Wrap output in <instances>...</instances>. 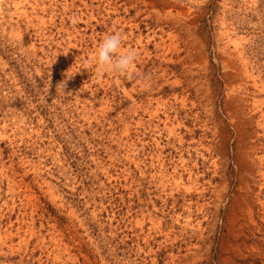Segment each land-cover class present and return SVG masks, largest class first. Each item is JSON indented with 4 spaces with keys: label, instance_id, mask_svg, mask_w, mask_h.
Instances as JSON below:
<instances>
[{
    "label": "rangeland",
    "instance_id": "obj_1",
    "mask_svg": "<svg viewBox=\"0 0 264 264\" xmlns=\"http://www.w3.org/2000/svg\"><path fill=\"white\" fill-rule=\"evenodd\" d=\"M0 264H264V0H0Z\"/></svg>",
    "mask_w": 264,
    "mask_h": 264
},
{
    "label": "clouds",
    "instance_id": "obj_2",
    "mask_svg": "<svg viewBox=\"0 0 264 264\" xmlns=\"http://www.w3.org/2000/svg\"><path fill=\"white\" fill-rule=\"evenodd\" d=\"M122 37L119 32L105 35L99 42L95 53L97 73L112 72L127 74L135 64L136 52L132 49L122 50ZM65 85L61 81L56 85V92H64Z\"/></svg>",
    "mask_w": 264,
    "mask_h": 264
}]
</instances>
